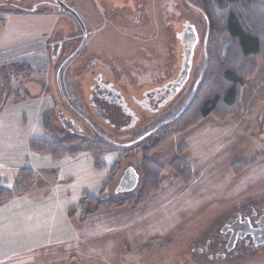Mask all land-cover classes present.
I'll return each mask as SVG.
<instances>
[{
	"label": "rangeland",
	"instance_id": "obj_1",
	"mask_svg": "<svg viewBox=\"0 0 264 264\" xmlns=\"http://www.w3.org/2000/svg\"><path fill=\"white\" fill-rule=\"evenodd\" d=\"M65 2L78 14L80 22L63 10L55 8L54 0H13L10 6L13 11L9 10L6 13L51 12L73 25L74 39L65 45L63 49L65 57L62 55L60 59H55L53 56L55 52L50 51V61L46 63L47 67L44 69L31 70L32 67L29 65L26 69L30 71H23L24 67L12 68L11 63L5 64L0 69L3 73H0V80L3 81L5 89H9L8 96L12 91L19 103H26L27 97L34 98L32 87L37 88L35 98L41 97L46 91L50 92L48 105L42 115H39L37 126H31L32 138L35 139L37 134L48 138L49 130H60L66 133L67 137H79L83 141L93 142L99 136L98 131L103 132L104 139H108L110 143L103 146L105 156L107 151L120 153L121 156L114 165L113 158L107 161L109 167L113 166L103 188L100 191L92 190L94 194L86 192L88 195L97 196L100 200L114 201L137 197L144 184V152L154 145L159 136L150 137L136 146H126L136 141V133L139 135L144 131L137 132L142 124L141 117H144L143 123H151L146 127L150 129L180 112L188 102L196 83L195 73L206 65L207 19L193 7L197 0H65ZM85 32L87 35L84 37L82 33ZM79 35L81 38H77ZM84 38L87 39V44L86 46L84 44L82 50L77 53ZM186 47H189V53L187 49L185 50ZM72 56L73 59L60 75L59 83L58 73ZM186 56H189V61L185 68L183 65ZM30 74L33 77L29 76ZM176 74L172 88L179 84L184 74L188 75L187 82L175 93L176 95L170 91L168 96L165 95L161 99L160 104H156L154 107L156 113L149 114L153 118H148V113L134 102L137 98L129 100L128 108L134 109L139 119L133 129H127L132 123L131 118L124 115L117 104L111 103L107 92L100 91L101 87L105 90L106 86L110 97L115 98L114 91L111 92L114 88L141 92L146 88L158 86L160 82L163 85L167 81L166 78ZM5 76L11 79V83L6 84L3 78ZM2 85L0 84V113L13 102L8 99L4 103L5 89ZM141 96L140 93L138 101L142 104ZM241 107V114L223 121L211 116L220 122L237 118L233 122V128L236 127L233 130L239 131L237 137L230 143L232 146L229 148L226 145L225 153L212 159L214 162L210 165H216L217 172L208 171L212 169L209 164H205L201 166L204 173L196 174L194 185L187 187L188 185L173 180L175 176L169 166L166 168L161 166L166 172L160 179L161 190V180L164 185L159 196L162 197L161 201L158 200L151 206L148 204L144 208L143 206L150 201L148 200L138 208H131L132 210L128 206H118L116 208L127 207L123 213L119 212L124 214L121 218L120 214L115 213L113 219L109 218L99 223V228L127 223V228H124L125 225L121 227L124 231L119 230V225L113 227L115 232H109L112 239H108V234L107 238L100 236L104 232L96 234L97 239L91 238V230L88 229L91 228L88 226L90 216L82 220L81 205L78 203L79 194H76L78 191L74 193L73 186H69L73 187L70 188L71 194L68 191L64 193L46 188L45 182H56L58 178L56 173L62 172L59 162L48 164L50 168H46V171H35L36 173L33 171V183L26 186L23 194L15 193L20 180L19 168L0 170L2 178L0 186L4 185L15 193L14 199H0V207L6 208L5 213L13 209L12 223L0 222V247L4 246L7 231L23 236L30 235L34 230L42 235L43 239L41 244L27 249L31 251L0 254V262H3L0 264H264V246L255 249L252 243L246 245V241H243L231 252H227L225 248H218L223 228L238 215L248 217L252 222L264 218L263 65L246 80L241 91ZM39 111L42 110L34 113ZM18 112L25 113L26 110ZM192 128L177 133L167 145L178 134L188 132ZM45 129H49L48 132ZM224 142H228V138ZM167 145L155 151L160 152L157 158L165 153L171 156L176 154L177 157L174 146L178 150L185 144H180L177 148V142L173 141L171 146ZM155 152L149 156L151 160ZM227 152H232L231 157L226 154ZM241 160H255V164L236 176L229 164ZM117 163L118 166L114 168ZM113 168L115 170L111 172ZM128 172L132 179V188L128 192H120L122 180ZM167 193L169 195L166 197ZM82 196L83 194L81 199ZM49 198L67 201L58 204L53 202L54 200L49 202ZM27 201L38 203L47 201L44 208L47 209L48 216L43 214L38 220V217L24 213L16 220L19 212L15 210L17 208L15 206H24ZM61 204H65L69 219L67 220L64 215L57 217L56 221L60 220V224L63 223L66 228L63 232L62 228H57V232L60 231L61 234L57 233L60 235L56 237L55 242L53 227H56V224L53 223L54 217L49 219L51 215L48 210L56 208L57 205L61 209ZM254 214L256 220L253 219ZM28 216L30 217L24 221L22 217ZM75 226L81 229L80 241L73 239L66 245L64 241L61 243L60 238L65 237L67 240L66 236L71 234L69 231Z\"/></svg>",
	"mask_w": 264,
	"mask_h": 264
},
{
	"label": "crops",
	"instance_id": "obj_2",
	"mask_svg": "<svg viewBox=\"0 0 264 264\" xmlns=\"http://www.w3.org/2000/svg\"><path fill=\"white\" fill-rule=\"evenodd\" d=\"M0 20L5 21L4 26L0 29V69H2V67L5 64L11 63L12 68H18L20 66L26 69V67L30 65L32 67L31 70L35 69L37 71L38 70L40 71L44 69L45 66L47 67L46 63L50 61L49 60L50 51L55 52V54L53 55L55 59H60L62 55H64L65 57L63 49L68 42L74 39L73 25H71L70 22L62 19L60 16L53 14L51 12H44V13L35 12V13H26V14L19 12L16 13L0 12ZM90 33L92 32H88V34ZM80 35L77 38H81ZM82 35L85 37L87 35V32L82 33ZM86 44H87V39L85 46ZM186 49L188 53L189 47H186L185 50ZM188 61H189V56H186L184 58L185 64L183 65L185 68L187 66ZM188 69H190L189 66ZM185 75H186L185 79H183L184 82L183 81H182L183 83L179 82V85H175V88H172L171 86H173L172 84H174L177 74L174 76H170L168 79L166 78L165 80L167 81H165L163 85H161L160 82L158 86H152L146 88L141 92H135L132 90H126V91L118 90V89L114 90L115 89L114 88L111 90V92L114 91L115 98L110 97L106 86H105V90L102 89L101 87L100 91L107 92L109 100L111 99L110 100L111 103L114 102L115 104H117L120 110H122L123 114L131 118L132 123L127 128L129 129L135 127L134 125H136V123H138L139 120L137 118L138 117L137 112L131 108L130 110L128 108L129 105L127 106V104H129L128 102L130 99L137 98V100L135 99L134 102L137 105H139V107H141V109L144 112L148 113L147 115L148 118H153L150 115H154L156 113L154 110L156 104L158 103L160 104L162 101L161 99H163L165 95L168 96L167 94L171 92L175 94L180 88L182 89L183 87L182 85L187 82L186 77L188 75L187 74ZM29 76L33 77V75L31 74ZM1 81L2 80H0V84L2 85L3 81L2 82ZM2 87L5 89L4 84L2 85ZM8 90L6 89L4 90V94H3L4 103L8 99H10L13 102L9 106H6L4 110H2V112L0 113V170L7 171L10 168L12 169L19 168V170L21 171L24 168V169H31L34 172L41 170L46 171L48 168H50L48 164L50 165L52 163L53 165L56 162H59V164L61 165L62 172L60 174L56 173L58 176L56 182H52V181L45 182V186L48 190L52 188L54 190L63 191L64 193L65 191H68V193H70L71 189L74 187L73 188L74 193L78 191L76 194H79L78 203L80 202L82 194L86 192L90 194H94L93 192H91L92 190L100 191L103 188V186L106 184L110 168L118 161L119 157L121 156L120 153L116 151L115 152L107 151L105 156L107 169L104 171H98L95 169L93 158L89 153H82L77 158H66L60 161H54L50 156L40 155L33 152L29 146L31 140L49 139V136L48 138H45V136H42V134L40 135L37 134L38 136H36V138L34 139L31 136L33 134H31L30 132H32L31 126L32 125L37 126L39 115H42L43 110L46 109V105H48L47 103H48V98L50 96V92L46 91L44 95H42L41 97L35 98L36 97L35 95L38 93L36 92L37 88L32 87L31 91L32 93H34L33 94L34 98L27 97L26 103L25 102L19 103L17 97L13 95L8 96ZM140 93L142 95L141 99L143 101L142 103L143 105L138 101V97ZM103 97H105V94ZM24 109L27 112V113L25 112L26 114L18 112L19 110L24 111ZM38 110H42V111L34 113V111H38ZM143 119L144 117H141L142 124L140 125V128L138 129L137 132L141 131L142 129L146 128L149 124H151L150 122L143 123ZM236 119L233 118V120L229 119L226 122H220L213 119L211 116H208L197 127H195L194 129L192 128L188 132L178 134L172 140V142L173 141L177 142L178 144L177 148L179 147L180 144H185L187 147L185 159L190 164L194 174L193 182L188 186L186 185L187 187L194 185L193 183L196 182V177H195L196 174L204 173L202 172L203 170H201V166L205 164H209V167L212 170H208V171L213 173L217 172L218 169L215 170L216 165L211 166L210 164L214 162V161L212 162L213 158H216L220 154L222 155V153H225L224 150H226V145L229 148L232 146L230 145V143H232L234 139L237 137V134H239V131L233 130L236 128V127L233 128L234 127L233 122H235ZM145 120L147 121V119ZM227 138H228V142H224V140ZM172 142H170L168 145L171 146ZM175 151L177 152L176 146H174V153ZM231 153L227 152L226 154H228L229 157H231L232 155ZM226 154H223V156H225ZM159 155L160 152H155L152 155V160L156 164L163 166L164 168L168 167L169 164L176 158V154H174V156H171L170 154L165 153L157 158V156ZM109 158L110 161L112 158H113L112 161H114L111 167H109L107 164ZM232 164L233 162H231L229 165L232 166ZM173 180H175V177H173ZM1 181L2 178H0V183ZM161 181H162V190L157 195H154L150 199V201L143 206L144 208L148 204L149 206H151L153 203L154 204L157 203L158 200L161 201L162 197L159 196L162 194L163 186H164L163 180ZM69 186H73V187H70L71 188L70 189ZM70 194H66V195H70ZM165 195L167 197L169 194L167 193ZM60 198H56V200L49 198L48 200L49 202L51 200H54L53 202H56L58 204L61 203L62 201H67L64 199H61L59 201ZM11 199H14V197ZM46 203L47 201H39V203L33 201H27L25 202L24 206L22 205L15 206L17 207L15 208V210L19 212V216L16 218V220L24 213H27L28 215H34L35 217H38V220L39 217L43 214L48 216L46 212L47 209L44 208L45 206H47ZM60 207L61 209L57 205L56 208L48 210L49 214L51 215V217L48 218L52 219L54 217L53 223L56 224V227H53L55 232L54 234L55 239L56 237L58 238V235H60L61 232L65 231L66 228V226L63 225V223L60 224V220L56 221L57 217L59 215H64L67 218V220L69 219L67 212L68 210L65 209V204L64 205L61 204ZM69 207H71V204ZM125 208L127 209V207H119L113 210L102 211L90 216L88 218V226L91 228L88 229L91 230L90 231L91 232L90 236H92L91 238L97 239L98 235L96 234H98L99 232H104V234L100 236H105V238L108 237V239H112L111 238L112 234L110 235L109 232L110 233L115 232L113 231V227H117L119 225L120 226L119 230H123L122 229L123 225H125L124 228H127L128 227L127 223L118 224V225L115 224V226L109 225V227H102L103 229L99 228L98 226L99 223L102 222L103 220L106 221L109 218L113 219L115 217L114 216L115 213H117L116 215L120 214L119 217L121 218V215H124L122 213L125 211ZM5 209L6 208L3 206L0 209L1 210L0 222L5 224L6 222L10 221V223H12L13 209H10L8 213H5ZM29 217L30 216L22 217V218L24 221H26V219H28ZM57 228H62V231L57 232ZM69 232L71 234L66 236L67 240H65V237L60 238L61 243L64 241L66 245L67 243L72 242L73 239L77 240L78 242L80 241V238L82 236L80 228L77 229V227L75 226L72 229H70ZM106 234H108L107 237ZM56 241L57 239L55 240V242ZM4 242H5L3 244L4 246L0 247V254L3 253L12 254V253H19L24 251L26 252L31 251L27 249H29L30 246H36L41 244L43 242V239H42V235H40L38 232H35L34 230H32V233L30 235H23V236H19L18 234L14 235L13 232L7 231V236L6 238H4Z\"/></svg>",
	"mask_w": 264,
	"mask_h": 264
},
{
	"label": "trees",
	"instance_id": "obj_3",
	"mask_svg": "<svg viewBox=\"0 0 264 264\" xmlns=\"http://www.w3.org/2000/svg\"><path fill=\"white\" fill-rule=\"evenodd\" d=\"M193 7L202 13L208 22L205 44L206 65L195 73L196 83L193 92L182 110L150 129H142L144 130H141L142 133L139 135L136 133V141L126 146H136L150 137L159 136L154 145L144 152V184L141 193L137 197H127L119 201L100 200L97 196L84 193L80 201L82 220L118 206L138 208L144 205L160 192V179L165 172L163 167L150 159L149 156L153 152L161 150L177 133L187 131L208 116L223 121L242 113L241 91L245 82L256 73L260 65L264 66L263 0H197ZM4 24L5 21L0 20V29ZM26 70L30 71L23 69ZM3 78L6 84L11 83L8 76ZM13 94L12 91L9 92V96ZM45 130L48 132L49 129ZM47 134L48 140L30 141L29 146L33 152L50 156L54 160L76 158L88 152L94 160L96 170L107 169L103 146L110 143L108 139H104L103 132L97 131L99 136L93 142L83 141L79 137H67L66 133L60 130H49ZM186 150L185 145L179 147L177 157L171 162L169 169L173 172L176 181L190 185L194 180V174L184 157ZM253 164L255 160H241L232 164L231 170L238 176ZM117 166L118 163L114 168ZM114 168L111 172L115 170ZM33 179V170H21L15 193L23 194L26 186ZM15 193L0 186L2 200L13 198Z\"/></svg>",
	"mask_w": 264,
	"mask_h": 264
},
{
	"label": "flooded vegetation",
	"instance_id": "obj_4",
	"mask_svg": "<svg viewBox=\"0 0 264 264\" xmlns=\"http://www.w3.org/2000/svg\"><path fill=\"white\" fill-rule=\"evenodd\" d=\"M63 3L66 4L65 0H62ZM13 3V0H1L0 1V11L1 12H8L9 10H12V7H10ZM53 5V4H52ZM13 11V10H12ZM189 53V51H188ZM185 74L181 76V80L185 78ZM180 80V83H181ZM178 82V81H177ZM179 83V82H178ZM179 85V84H178ZM253 219L256 220V215H253ZM262 218H259L256 222H252L250 218L243 217L242 215H238L237 218L234 221H230L225 225L223 228V231L220 236V242L218 248L224 249L227 252H231L233 249L236 248L237 244H241L243 241H246V245H250L252 243L253 248L258 249L262 246H264V242L257 245L254 242V237L251 234H247L243 236V224L245 222H248L250 230H259V232L262 230V224H261ZM264 241V240H263ZM209 246V245H208ZM231 247V249H229ZM235 247V248H234ZM208 250V248H206Z\"/></svg>",
	"mask_w": 264,
	"mask_h": 264
},
{
	"label": "water",
	"instance_id": "obj_5",
	"mask_svg": "<svg viewBox=\"0 0 264 264\" xmlns=\"http://www.w3.org/2000/svg\"><path fill=\"white\" fill-rule=\"evenodd\" d=\"M55 8L59 9V10H63L65 13L71 15L74 19H76V21L80 22V18L78 16V14L71 8H69L65 3H63L62 0H54V5ZM86 42V38H84V42L82 43L80 49L77 51L80 52L82 50V48L84 47V44ZM76 53V54H77ZM75 54V55H76ZM73 59V56L70 57L65 63L64 65L61 67L59 73H58V79H59V83H60V75L63 72L64 68L66 67V65ZM185 79V78H184ZM132 188V179L130 178V174L129 172L125 175V177L122 180L121 186L119 188L120 192H128L130 191ZM261 224H262V230L259 232V230H250L248 222H245V224H243V228H242V232H243V236L247 235V234H251L254 237V242L255 244L259 245L261 243H263L264 241V218H262L261 220ZM229 249H231V247H229Z\"/></svg>",
	"mask_w": 264,
	"mask_h": 264
},
{
	"label": "bare ground",
	"instance_id": "obj_6",
	"mask_svg": "<svg viewBox=\"0 0 264 264\" xmlns=\"http://www.w3.org/2000/svg\"><path fill=\"white\" fill-rule=\"evenodd\" d=\"M73 9V8H72Z\"/></svg>",
	"mask_w": 264,
	"mask_h": 264
}]
</instances>
